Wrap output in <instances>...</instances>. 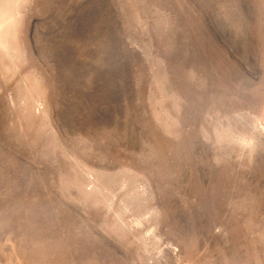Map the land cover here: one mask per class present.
Listing matches in <instances>:
<instances>
[{
    "label": "rangeland",
    "instance_id": "1",
    "mask_svg": "<svg viewBox=\"0 0 264 264\" xmlns=\"http://www.w3.org/2000/svg\"><path fill=\"white\" fill-rule=\"evenodd\" d=\"M0 264H264V0H0Z\"/></svg>",
    "mask_w": 264,
    "mask_h": 264
}]
</instances>
